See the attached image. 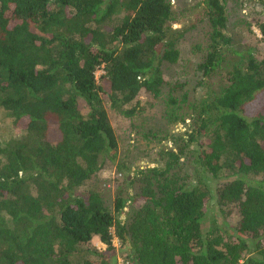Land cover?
<instances>
[{"label":"trees","instance_id":"1","mask_svg":"<svg viewBox=\"0 0 264 264\" xmlns=\"http://www.w3.org/2000/svg\"><path fill=\"white\" fill-rule=\"evenodd\" d=\"M204 3L205 82L234 50L220 0ZM118 5L123 16L109 26ZM170 17L167 0H0V107L23 132L0 143V264H113V237L130 236L125 264H264V55L224 70L225 85L196 103L160 166L137 171L140 192L117 191L110 210L97 187L80 190L117 158L105 103L127 111L140 92L159 95L162 63L177 59L183 35ZM256 27L264 43V23ZM184 160L229 178L192 186L176 173ZM214 196L221 220L209 214ZM138 199L144 205L122 220ZM94 236L106 252L91 246Z\"/></svg>","mask_w":264,"mask_h":264},{"label":"rangeland","instance_id":"2","mask_svg":"<svg viewBox=\"0 0 264 264\" xmlns=\"http://www.w3.org/2000/svg\"><path fill=\"white\" fill-rule=\"evenodd\" d=\"M125 0H116L117 3ZM171 5V17L167 24L169 29L183 32L176 42L178 57L172 62L163 61V84L159 95L150 100L142 91L137 98L128 104L127 111L112 108L105 103L109 122L117 139V158L111 163L105 161L96 172L92 181L83 185L80 190L92 186L97 187L103 204L113 210L117 191L136 194L140 192L145 180L137 175V171L146 167L160 166V152L174 146V142L185 130H189L194 117L193 108L204 96L207 90L217 93L225 80L222 73L232 66L243 65L249 57L261 58L264 55V43L256 27L257 22L264 23V0H220L226 17L224 28L229 37V47L234 53L223 54V60L217 70L211 73L208 81L200 71L206 50L210 44L211 26L205 8L204 0H167ZM123 16L121 5H118L112 15L109 26L118 24ZM225 49V48H223ZM102 69L98 68L95 75L98 78ZM207 82V83H206ZM23 132L12 123L11 116L0 107V143L18 138ZM58 132L51 127L48 137L58 139ZM192 186H207L212 189L227 175L213 178L209 173L193 169L186 160L176 169ZM156 196H159V185H152ZM215 196L209 198V214L221 220ZM144 205L143 200H136L126 207L119 217H132L133 211ZM238 216L233 214L229 222L235 225ZM134 237L130 236L122 243L113 237L114 263H126L127 256L134 248ZM91 246L99 252H106V245L97 236L91 241Z\"/></svg>","mask_w":264,"mask_h":264},{"label":"built area","instance_id":"3","mask_svg":"<svg viewBox=\"0 0 264 264\" xmlns=\"http://www.w3.org/2000/svg\"><path fill=\"white\" fill-rule=\"evenodd\" d=\"M117 264H124V263H122V262H118Z\"/></svg>","mask_w":264,"mask_h":264}]
</instances>
